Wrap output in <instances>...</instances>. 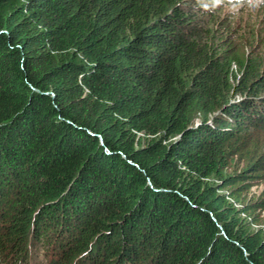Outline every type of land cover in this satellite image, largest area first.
Masks as SVG:
<instances>
[{
  "label": "trees",
  "instance_id": "16d2710c",
  "mask_svg": "<svg viewBox=\"0 0 264 264\" xmlns=\"http://www.w3.org/2000/svg\"><path fill=\"white\" fill-rule=\"evenodd\" d=\"M241 2L0 0V264H264Z\"/></svg>",
  "mask_w": 264,
  "mask_h": 264
},
{
  "label": "rangeland",
  "instance_id": "374dc122",
  "mask_svg": "<svg viewBox=\"0 0 264 264\" xmlns=\"http://www.w3.org/2000/svg\"><path fill=\"white\" fill-rule=\"evenodd\" d=\"M255 5L257 9L261 11L262 6L264 7V0H243V2L239 4H231L230 7L237 8L238 13L244 15V20L252 23L253 13L255 12ZM257 21L264 22V13L259 16ZM241 48L247 54L250 51H257V48L250 49L248 41L245 43L244 39L243 45L241 44ZM237 96H239V94ZM242 141L244 144H242V142L238 144L240 146L239 152L235 154L231 164V170H233L237 174L241 173V171H243L247 167L257 151L262 152L264 150V132H256L253 135H250V137L248 138H243ZM215 181V177L210 180V182ZM263 191L264 182H257L250 188L249 191L243 192L242 198L246 202L253 203L262 196ZM238 205L241 206V204ZM261 213L264 216V211Z\"/></svg>",
  "mask_w": 264,
  "mask_h": 264
}]
</instances>
